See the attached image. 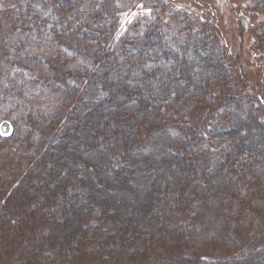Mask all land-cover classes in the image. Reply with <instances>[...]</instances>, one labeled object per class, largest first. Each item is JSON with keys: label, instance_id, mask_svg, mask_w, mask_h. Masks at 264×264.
<instances>
[{"label": "trees", "instance_id": "16d2710c", "mask_svg": "<svg viewBox=\"0 0 264 264\" xmlns=\"http://www.w3.org/2000/svg\"><path fill=\"white\" fill-rule=\"evenodd\" d=\"M88 32L69 60L78 66L64 71V80L2 67L0 123L11 132L0 134V264H264V249L230 255L240 248L228 235L230 224L242 238L252 227L249 214L264 218V121L235 89L223 43L209 32H171L157 15L140 34L119 33L109 46L99 41L113 38L108 31ZM259 36L264 42L263 31ZM175 41L176 52L163 51ZM188 51L204 56L196 64L201 76L187 69ZM158 56L176 67L173 83L154 90L149 78L167 80ZM117 72L135 84L110 92L107 79ZM104 105L112 110L103 113ZM199 106L208 109L210 153L176 128ZM242 111L250 121L238 125ZM168 142L181 166L170 163ZM212 221L219 223L215 232L202 225ZM214 250L223 258L208 256Z\"/></svg>", "mask_w": 264, "mask_h": 264}, {"label": "rangeland", "instance_id": "374dc122", "mask_svg": "<svg viewBox=\"0 0 264 264\" xmlns=\"http://www.w3.org/2000/svg\"><path fill=\"white\" fill-rule=\"evenodd\" d=\"M104 1L109 3L110 7H104L102 5ZM256 5V0H0V74L3 72L4 63H9L8 66L15 65L13 70L16 73L25 74L27 77H31L33 73L38 80L59 81L58 77L64 80L67 78L63 74L64 71L65 73L71 72L76 67L75 65L78 66L77 63L70 61L73 60L72 57L77 58L74 51L76 46L81 44L79 40L80 37L82 38L81 35L85 32L89 33V28L101 31V34L105 31L112 34L113 38L110 40L108 39L110 36L101 35V37L100 34H90L95 35L94 40L96 36H99L101 43L106 38L109 46L113 40L118 39L119 33L126 31L130 35L140 34L144 26L157 15L171 32L189 30L214 34L218 42L223 43L222 47L226 52L225 63L229 67L231 81L236 83L235 89L239 95L253 100L259 110V119L264 121V42L261 43L259 36L261 31L264 32V23H261V11L264 12V7L261 6L258 10ZM178 43L177 41L174 44L170 43L163 51L176 52ZM197 55L199 59L195 58L191 51L185 54L188 60L187 69L192 74L201 76L205 72L196 64L202 63L204 56L198 51ZM65 57H68V61L70 60L68 63H65ZM35 60L39 61L40 68L36 69ZM156 65L165 71L167 80L162 79L158 84L149 78L146 85L151 84L154 90L160 85L164 87L165 82L173 83L170 69L173 70L176 67L173 64L170 67L166 65L165 60L160 56L157 58ZM44 67L46 69H43ZM188 70L186 73H189ZM209 72L212 73V71ZM124 75V72L111 73L107 79L110 92H113L115 88L125 86L126 82L131 86L135 84L133 81L125 80ZM199 83L200 81H194V87L197 88ZM227 94L229 95V92L223 91V96ZM86 100L95 104L102 99L101 97L98 99L86 97L83 101ZM90 109L91 105H88L85 110ZM111 110L112 107L107 105L101 107L103 113H109ZM249 121V114L245 111L237 112L238 125L249 123ZM103 123L106 122L103 121ZM0 124V134L9 135L11 132L9 124L7 122ZM176 126L189 144L198 151L210 153L209 120L206 107H195L187 117L178 121ZM244 136L245 131H241L238 137ZM144 139L143 134L141 140ZM257 140L259 137L254 136L253 141ZM166 147V151L172 158L173 152L170 150L169 142ZM147 151L148 157L156 161L158 154L151 152V149ZM192 151L189 150L191 154ZM104 156L102 152L99 156H95L94 163L97 164ZM66 157L68 159L69 155ZM189 160L192 161L190 157ZM179 161L175 157L170 159L173 166H181ZM197 167L204 170L203 165L198 164ZM197 167L196 170H198ZM184 168L185 166L182 167ZM162 170L164 174L167 173V169ZM196 170L192 174H195ZM194 177H198V174L196 173ZM139 188L144 191L142 187L139 186ZM150 189L146 187L145 191L149 192ZM213 213H217V210L214 209ZM249 217L252 227L242 238H237L232 231L236 226L234 222V224L231 222L229 226L228 235L232 240L236 239L240 245L238 251L230 253L231 256L248 255L254 250L264 249V218L254 213L249 214ZM202 225L209 226L214 232L219 228V223L215 221L202 223ZM217 252L214 250L211 252L213 255L208 256L222 259V255L218 256ZM80 264L96 263L85 259Z\"/></svg>", "mask_w": 264, "mask_h": 264}]
</instances>
